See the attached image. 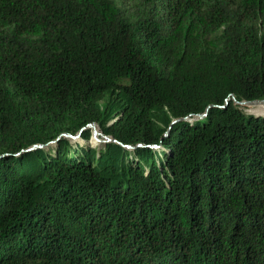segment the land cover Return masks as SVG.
I'll list each match as a JSON object with an SVG mask.
<instances>
[{
	"label": "trees",
	"instance_id": "trees-1",
	"mask_svg": "<svg viewBox=\"0 0 264 264\" xmlns=\"http://www.w3.org/2000/svg\"><path fill=\"white\" fill-rule=\"evenodd\" d=\"M126 1L0 0V264H264V0Z\"/></svg>",
	"mask_w": 264,
	"mask_h": 264
},
{
	"label": "rangeland",
	"instance_id": "rangeland-1",
	"mask_svg": "<svg viewBox=\"0 0 264 264\" xmlns=\"http://www.w3.org/2000/svg\"><path fill=\"white\" fill-rule=\"evenodd\" d=\"M119 5H121L124 9H126V11L127 12H129V3H128V1H126V0H115ZM124 1H126V3L124 2ZM245 107H246V111L247 112H252V113H254L253 111H250L251 110V107H250V105L249 106H247V105H244ZM250 109V110H249ZM256 114V113H255ZM260 115V114H259ZM94 127L97 129V131H98V137H99V140H97L95 137H94V135L92 134L91 135V137H90V139H89V141H87L88 143H90L92 146H95V147H98V148H100L101 146H102V143H104V141H103V139H104V136H103V134H101L102 133V131H101V129H100V127L99 126H97V125H94ZM92 130H93V127H92ZM72 139V138H71ZM72 140H75V139H72ZM79 142H81V143H85L86 141L85 140H83V139H79Z\"/></svg>",
	"mask_w": 264,
	"mask_h": 264
},
{
	"label": "water",
	"instance_id": "water-1",
	"mask_svg": "<svg viewBox=\"0 0 264 264\" xmlns=\"http://www.w3.org/2000/svg\"><path fill=\"white\" fill-rule=\"evenodd\" d=\"M233 98H235L234 96H233ZM258 103H264V99H255V100H242V101H239V104H241V105H247V106H249V105H254V104H258ZM89 127H93V135H94V137L97 139V140H99V137H98V131H97V129L94 127V124L93 125H88ZM102 134V133H101ZM65 135H67V136H69L70 138H73V139H76V137L78 136V134L77 135H70V134H65ZM115 141V142H118V143H120L118 140H116V139H111V138H109V137H105L104 139H103V141L104 142H107V141ZM47 144H36V145H34V146H32V147H30L29 149H32V148H35V147H43V146H46ZM126 146V145H125ZM128 147H131V146H128Z\"/></svg>",
	"mask_w": 264,
	"mask_h": 264
},
{
	"label": "bare ground",
	"instance_id": "bare-ground-1",
	"mask_svg": "<svg viewBox=\"0 0 264 264\" xmlns=\"http://www.w3.org/2000/svg\"><path fill=\"white\" fill-rule=\"evenodd\" d=\"M251 110L254 113H256V115L258 114H264V103H258V104H254V105H250Z\"/></svg>",
	"mask_w": 264,
	"mask_h": 264
}]
</instances>
